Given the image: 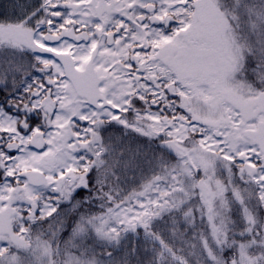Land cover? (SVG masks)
Listing matches in <instances>:
<instances>
[{
	"label": "snow or ice",
	"instance_id": "snow-or-ice-1",
	"mask_svg": "<svg viewBox=\"0 0 264 264\" xmlns=\"http://www.w3.org/2000/svg\"><path fill=\"white\" fill-rule=\"evenodd\" d=\"M0 264H264V0L0 13Z\"/></svg>",
	"mask_w": 264,
	"mask_h": 264
},
{
	"label": "rangeland",
	"instance_id": "rangeland-1",
	"mask_svg": "<svg viewBox=\"0 0 264 264\" xmlns=\"http://www.w3.org/2000/svg\"><path fill=\"white\" fill-rule=\"evenodd\" d=\"M14 0H0V13L11 15L13 12Z\"/></svg>",
	"mask_w": 264,
	"mask_h": 264
}]
</instances>
